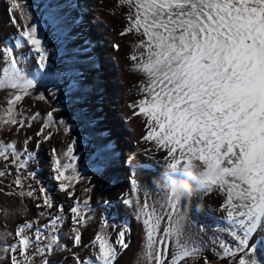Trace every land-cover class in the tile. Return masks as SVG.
I'll use <instances>...</instances> for the list:
<instances>
[{"label": "snow or ice", "instance_id": "obj_1", "mask_svg": "<svg viewBox=\"0 0 264 264\" xmlns=\"http://www.w3.org/2000/svg\"><path fill=\"white\" fill-rule=\"evenodd\" d=\"M119 3L134 9L127 17L129 25L122 35L134 31L143 37L135 45L142 51L130 59L137 61L135 70L147 78L142 88L147 95L135 106L138 112L134 113L147 117L149 131L144 139L167 149L169 170L182 171V166L192 158L201 164L223 167L221 175L205 179V188L210 191L219 186L225 193L220 207L226 211L225 230L234 243L217 237L214 243H219L222 252L216 255L224 259L239 254L236 264H264L252 258L257 253L252 237L264 229V0H119ZM20 8L18 0H12L10 11ZM12 22L16 24L15 17ZM16 26L19 29V24ZM25 43L38 53L39 69L46 66L47 53L37 25L26 23L14 46L0 49L4 63L0 90H11L7 107H0V127L25 125L23 119L16 118V105L29 95L36 80L30 78L13 55V49ZM52 119L53 113H47L44 127H49ZM51 135L48 133L45 139ZM73 153L74 148L69 145L62 153L63 160L68 162H62L60 157L54 160V178L59 181L60 190L70 196L75 193L69 189H74V182L80 179ZM9 155L12 163L17 164L14 183L21 189L18 194L34 197L36 190H23L19 175L20 169L27 167L28 159L21 157L15 142H0V158L8 160ZM25 155L31 158V153ZM4 175L6 172L0 170V177ZM174 185L175 180L169 176L165 201L157 202L160 210L155 203L149 205L147 199L140 209L145 232L141 259L146 264H180L203 255L201 245L184 239L182 224L177 220L182 197ZM39 191L42 204L36 207L53 208L46 190ZM84 206L87 207V201ZM62 211L60 206L58 213ZM71 212L75 223L86 224L79 201ZM165 217L167 226L161 231ZM62 220L57 214L48 224L36 227L32 235L26 232L33 228L34 222L19 225L15 233L18 240L11 245L0 244V256L10 255L11 264H32L35 255L51 253L58 244V235H52L47 244L39 245L32 256L28 255L34 243L45 239L42 229L58 232ZM3 240L0 235V241ZM73 243L81 244L79 229ZM92 243L99 247L95 258L81 261L76 257V264H115L119 255L117 246L128 248L124 231L114 243L103 233H98ZM42 264H49L48 259ZM204 264H210L206 256Z\"/></svg>", "mask_w": 264, "mask_h": 264}, {"label": "rangeland", "instance_id": "obj_2", "mask_svg": "<svg viewBox=\"0 0 264 264\" xmlns=\"http://www.w3.org/2000/svg\"><path fill=\"white\" fill-rule=\"evenodd\" d=\"M18 2L21 8L10 11L12 0H0V49L13 47L18 38V32L24 28L25 24L35 23L39 38L47 53V61L45 68L41 70L38 66V53L30 45L25 43L23 47L13 49V55L20 61L19 66L30 74V78L36 80V86L16 105V118L18 121L20 119L25 121L24 127L21 128L19 123L0 127V142L4 144L15 142L21 157L28 159L27 167L20 169L19 175L23 181V190L35 189L36 192L34 197L20 196L18 193L21 189L17 188L14 183L18 175L17 164L12 163L11 155L8 160L0 158V170L6 172V175L0 177V235L4 236V240L0 241V244L6 242L11 245L16 242L18 237L15 236V233L19 225L25 222H34L33 228L26 232V234L32 235L36 227L48 224L53 216L59 214L63 220L58 232L42 229L45 239L39 244L34 243L29 249L28 255L32 256L39 245L47 244L52 235L59 236L58 244L53 246L51 253L35 255L32 264H42L45 258L48 259L49 264H76V257H79L81 261L90 257L94 259L99 252L98 244L93 245L92 243L96 235L103 233L110 237L111 242L114 243L121 231L125 232V242L130 248L121 249L117 246L119 255L115 264H146L144 260L135 261V255L138 252L141 253L143 249L138 248L136 242L139 237H142L144 244L145 237L144 225L139 213L146 199L149 205L155 203L158 210H160V203L165 201V196L156 192L161 190V186L158 187L157 184L163 179L162 176L166 175L170 163L167 149L157 146L154 141L145 140L142 149L136 151L137 143L135 144V140H132L134 135L130 125L124 133L125 135L120 136L118 142L116 141L114 145L110 144L109 142L114 140L111 139L113 138L112 132L115 135H121L118 129L120 124H116V120L112 118L115 114V107L113 108L111 105L115 94H108V98L106 97L107 99L102 101L99 109L103 122L98 126L94 124L91 106L88 105V99L92 98L95 93L91 94V92L98 84H102L101 87L97 86V92L100 95L102 92L107 94L109 90L110 81L104 80L107 75H103V80L100 82L92 80L94 76L99 75V73L94 74V71L101 68L107 59L108 62L114 63L112 66L119 76L118 92L122 91L124 96H122V92L118 96L129 101L125 103L121 100L123 105L128 104L137 113L138 108L135 106L147 95L142 91L147 78L142 72L135 70L134 65L137 61L130 59L131 55L142 51L137 50L135 45L143 37L134 31L122 35L129 25L127 17L134 9L128 5L120 4L119 0H90L86 12L81 13V16L75 20L70 19L68 14L64 13L65 9L62 8V4L58 0H18ZM92 3H99L104 11L112 9L110 18H105L102 15L103 18L99 20L101 24H104L103 26H107L106 31L102 32V37L105 39V35L109 36L112 33L113 38L109 40L110 50L106 51V48L98 50V53H101L99 58H95L96 51L81 52L83 38L89 35L94 25L96 26V16L92 14L95 10L91 9ZM75 4L79 6V3ZM13 17H15L16 24H19V29L12 22ZM108 52L112 53L111 58H107ZM118 53L122 55V58L118 57ZM3 66V52H0V70ZM113 76L115 81L118 80L115 73ZM99 78L101 77L99 76ZM10 93V89L0 90V107H7ZM36 104L38 108H36ZM103 104H105L106 110ZM107 111L109 112L104 116ZM49 112L53 113V119L49 127H44ZM120 114H123L124 117L123 112ZM34 116L35 119H33ZM136 116L143 123L142 129L146 136L149 131L147 117L143 114H136ZM128 120L125 118L123 121L128 123ZM42 128L44 129L43 133L38 135ZM48 133L52 134L51 138L45 139ZM69 145L74 148L73 154L77 157L75 163L77 171L80 173L79 181L74 182V189H69L75 193L72 196L68 195V192L61 191L59 181L54 178V160L60 157L62 162H68L63 160L62 153L67 150ZM128 148L129 151L136 154L130 168H126ZM26 152L31 153L30 159L25 155ZM197 163L199 162L197 161ZM144 165L147 170H150L147 173H144ZM125 170L126 174L123 173ZM122 176L126 177L125 181L133 178L136 182L135 190L133 188L131 195L132 203L128 205V209L133 215L130 220L121 216L114 205V199H111L114 198L111 197V192L116 187L118 178ZM41 188H44L52 198L53 208L36 207L37 204H42L39 191ZM205 190H207L205 187H201L193 195L197 197L200 205H197L194 199L187 196L182 197L180 216H183L184 209L203 207L209 208V213L213 212L217 221H220L218 219L221 218L225 219L226 211L220 207L226 199L225 193L219 186H213L204 197L202 194ZM119 196L121 197V195ZM77 201L80 202L86 217V224L83 226L75 223L74 214L71 212V208L76 206ZM85 201H87V207L84 206ZM60 206L63 208L62 213H58ZM203 208L200 210L203 211ZM41 212H47L50 215L40 216ZM165 226H167V217L161 224V231ZM182 227L184 239H190L197 243L200 232L198 235H194L193 224L191 228L187 217L183 218ZM76 229L81 232L80 245L73 243ZM7 233L11 235H5ZM214 251L211 248L210 252ZM171 255L172 250L170 249V257ZM204 255L205 253L200 258H203ZM238 256L239 254L235 258L223 259L222 262L236 264ZM0 264H11L10 255L7 258L0 256ZM95 264H99V262H95ZM180 264H193V262L185 260Z\"/></svg>", "mask_w": 264, "mask_h": 264}, {"label": "bare ground", "instance_id": "obj_3", "mask_svg": "<svg viewBox=\"0 0 264 264\" xmlns=\"http://www.w3.org/2000/svg\"><path fill=\"white\" fill-rule=\"evenodd\" d=\"M58 1L61 2L62 8L65 9L64 13L66 15L68 14L67 16L70 19L77 20V18L81 16L80 15L81 13L84 14L86 12V8H87V5H88L90 0H58ZM76 2L79 3L78 4L79 6H77L75 4ZM91 9H93V11L95 10V12H92V14L96 16L95 17L96 26L94 25V28L91 30L89 35H86L85 38H83V40L81 42V52L84 51L87 53V51H89L88 53H92V52L96 51V53H95V55H96L95 58H96V57L100 56L101 53H98V50L101 51L102 50L101 48H104V49L106 48L105 49L106 51L110 50L109 49L110 48L109 40L113 39L112 33H110L109 36L105 35V39H104V37H102V32L106 31L107 26L106 27L103 26L104 24H101V22H99V20L103 18L102 15L105 16V18H110L112 16V9H110V10L105 9V11H104L101 9L99 3L93 4V6H91ZM109 32H110V29H109ZM100 38H103V39H100ZM102 55H104V54H102ZM106 56H107V58H111L113 55H112V53L108 52L106 54ZM115 56H116V54H115ZM118 57L122 58V55H120L118 53ZM93 62H96V61H93ZM112 63H113L112 61L108 62V59H107V61H104L103 66L101 68L94 71V74L99 73V75L97 77H95L93 74L94 77L92 78V80L100 82L101 80H103V78H102L103 75H107L104 80H109L110 85H109V90H108L107 94H106V92L105 93L102 92L100 95L97 92L98 91L97 86L101 87L102 84L101 83L98 84L96 86V88L94 89V91L91 92V94H93L94 92L95 93H94L92 98L88 99V101H89L88 105L91 106V113H92L93 121H95L94 124H96V126H98L99 123L103 122L102 119L100 118V109H99L101 107L102 101H105L108 98V94H115L113 104L111 105V107H113V108L115 107V109H114L115 114L112 118H114L116 120L115 121L116 124H120L118 129H119L121 135H117V134L115 135V133L112 132L113 138H111V139H114V140L113 141L111 140L112 142H109V143L114 145L116 143V141L118 142V139L120 138V136H122V134H124L126 132V130L128 129V126L130 125V127H132V131H133V135H134L132 140L133 141L135 140V144L137 143V147H136V151H137L138 149H142V147L144 146V141L146 140V139H144L145 135L143 133L144 130L142 129L143 123L136 116V114H134L135 111L131 106H128V104L125 106V104L123 105V103L121 102V100H123L125 103L129 102V101H127V99L124 97L120 98L118 96V94L122 91L118 92V85H119V78L118 77L119 76H118V73L115 72V70L112 66ZM113 65H114V63H113ZM114 73L116 74V76L118 78V80L116 79V81L114 80V76H113ZM99 76L101 78L98 79ZM120 96H121V94H120ZM122 96H124L123 92H122ZM103 105H104V109L106 110L105 104H103ZM36 108H38L37 104H36ZM121 111L124 113V117L126 119L127 118L129 119L128 123L127 122L124 123L123 120L125 118L123 117V114L122 115L120 114V113H122ZM108 112L109 111H107L106 114L104 113V116H106ZM108 129H110V128H108ZM110 135H111V133H110ZM125 137L129 138L128 136H125ZM125 143H126V141H125ZM128 144L130 145L129 141H128ZM127 151H129V148ZM135 156H136V154L132 153V151H129L127 153L126 168L132 167L133 158ZM145 163H147V162H145ZM146 168H147L146 165H144V173H147L148 171H150V170H147ZM123 173L126 174V170ZM131 176L134 177L135 175H131ZM162 178L163 179L160 181V183L157 184L158 187L161 186V188H160L161 190L156 192V193L159 195L163 194V196H165V193L167 191V178L168 177L166 175H164V176H162ZM118 179L119 180H118V183L116 184V187L111 192V194H112L111 197H114V198H111V199L112 200L114 199V201H113L114 205H116V207H117L116 209L118 210V212H120L121 216L127 217L128 220H130L131 219L130 217H133V215L130 213V209H128L129 203H126V201L132 199L131 198L132 190L134 188L133 186H136V182H135V179H133V178H132V180L129 179V181H125L126 177L124 178V176H122ZM200 189H201V187L194 185L193 194L191 196H187L188 198L194 199V201L196 202L197 205H200V203H199L197 197H194L193 195H195L196 192L199 191ZM208 192H209V190H205L202 195L205 197V196H207ZM199 194H201V193H199ZM119 195H121V197ZM132 208L133 207H131V209ZM200 208H203V207H197L196 209L188 208V210L184 209L185 211H183V216H184L183 218L187 217L189 219L191 228H192V224H193V231L195 232L194 233L195 236L198 235L200 232V236L198 237L199 240L197 241V244L202 246V252L205 253L204 257L206 256L208 258L210 264H224L222 262L223 259H219L216 255V253L222 252V249L219 247V243L218 242L214 243V241H217V237H219V238H222L224 241H227L229 243H234L232 241V238L228 234V232L225 230L228 228V223H227L226 219H223L221 217H220L221 219H218L220 221H217L216 216H214L215 214L213 212L209 213V208H203V211H201L202 209L200 210ZM190 216H192V217L190 218ZM261 238H264V229L255 233V235L252 237V240L257 244V253L252 258H255L259 261H264V243H261ZM137 243H138V245H137L138 248H143L142 245H144V244H143L142 237L138 238V241L136 242V244ZM131 246H133V245H131ZM129 248H127V249H129ZM211 248H213L215 250L213 253L210 252ZM125 254L128 255V253H125ZM140 257H141V253L138 252L137 255H135V261H138V260L141 261L142 259ZM204 257L199 258L198 260H193L191 258H188L187 260L192 261L193 264H204ZM224 259H227V258H224Z\"/></svg>", "mask_w": 264, "mask_h": 264}, {"label": "clouds", "instance_id": "obj_4", "mask_svg": "<svg viewBox=\"0 0 264 264\" xmlns=\"http://www.w3.org/2000/svg\"><path fill=\"white\" fill-rule=\"evenodd\" d=\"M223 173V167L215 163H197V159L192 158L186 161L182 166V171H173L167 169V177L171 176L175 180V187L181 197L191 196L194 191V185L205 187L207 177H216ZM178 223H183V216L177 218Z\"/></svg>", "mask_w": 264, "mask_h": 264}]
</instances>
